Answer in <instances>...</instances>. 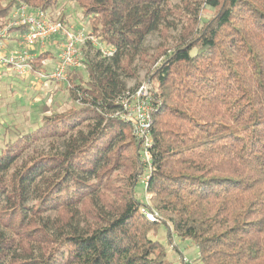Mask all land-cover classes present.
<instances>
[{"label": "trees", "instance_id": "trees-1", "mask_svg": "<svg viewBox=\"0 0 264 264\" xmlns=\"http://www.w3.org/2000/svg\"><path fill=\"white\" fill-rule=\"evenodd\" d=\"M66 1L98 45L82 46L85 79L68 74L76 104L0 150V264H171L148 235L160 224L168 243L174 234L196 246L197 264H264V0ZM60 2L0 0V25L20 4L53 19ZM153 32L161 41L150 52L142 44ZM54 39L33 71L54 57ZM136 60L160 101L149 205L134 194L131 127L105 115Z\"/></svg>", "mask_w": 264, "mask_h": 264}, {"label": "built area", "instance_id": "built-area-1", "mask_svg": "<svg viewBox=\"0 0 264 264\" xmlns=\"http://www.w3.org/2000/svg\"><path fill=\"white\" fill-rule=\"evenodd\" d=\"M53 40L56 50V60L52 67L44 72V77L56 81H66L70 70L83 67L84 55L82 46L89 40L93 45H98V39L90 32L77 33L72 26L64 25L61 21L51 19L39 8H29L27 4L14 7L8 19L0 25V76L1 72L9 70L18 77H27L33 73L31 61L40 52L47 50L48 40ZM39 48V49H36ZM103 54H110L99 44ZM134 88L129 87L124 94L119 96L115 103L116 111L105 114L117 118L131 127L133 136L138 144V158L140 171H148L145 175V186L152 169L150 147V125L152 113L160 105L155 94L153 95L150 82ZM144 216L150 221H156V212L142 209Z\"/></svg>", "mask_w": 264, "mask_h": 264}, {"label": "rangeland", "instance_id": "rangeland-1", "mask_svg": "<svg viewBox=\"0 0 264 264\" xmlns=\"http://www.w3.org/2000/svg\"><path fill=\"white\" fill-rule=\"evenodd\" d=\"M170 1L173 3L177 2V0ZM62 12L61 16L59 13ZM50 14L54 20L56 18L66 20L68 25L72 26L73 30L77 33L88 31L81 9L74 2L61 0L59 6L52 10ZM63 24L66 25L65 23ZM171 31H169L171 34H176L175 31ZM49 40L47 41L48 44L50 43ZM160 41L158 33L153 32L145 38L142 46L148 48L151 52ZM45 48H48L47 45ZM53 52L56 55L55 49H53ZM43 65L45 66L41 69L42 74L33 73L24 78L16 76L9 70H2L0 76V150L8 141H13L17 136L36 128L41 123V115L62 111L67 109L71 104H76L70 99L68 92L72 83L67 85L68 79L65 82H54L44 77V72L48 71L47 67L51 66V60H48ZM135 65L137 67V75L136 77L128 78L126 85L134 88L143 84L141 88L145 89L144 87L148 85L147 82L151 81L150 86L153 95L155 94L157 98L156 85L149 77H146V69L140 67L137 60L135 61ZM75 70L81 78H86L84 68ZM152 123L151 121L150 127ZM147 173L148 171L146 170L140 171L134 187V194L141 202L149 205L151 195L145 192V175ZM158 221L160 222L161 219H158ZM148 235L150 238L167 245V257L171 264H189L187 262H195L193 259L197 255L196 246L190 240L180 239L174 234L172 235V242L168 243L165 225H158Z\"/></svg>", "mask_w": 264, "mask_h": 264}, {"label": "crops", "instance_id": "crops-1", "mask_svg": "<svg viewBox=\"0 0 264 264\" xmlns=\"http://www.w3.org/2000/svg\"><path fill=\"white\" fill-rule=\"evenodd\" d=\"M48 60H51V66L47 67L49 70L56 60V55L54 54V57L52 59H48ZM48 60H44L43 63L47 62ZM73 71H76V70H73Z\"/></svg>", "mask_w": 264, "mask_h": 264}]
</instances>
